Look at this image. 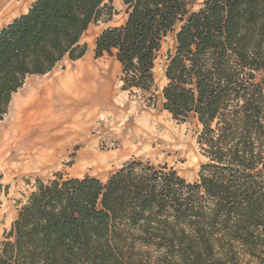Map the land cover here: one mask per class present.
<instances>
[{
	"label": "trees",
	"instance_id": "1",
	"mask_svg": "<svg viewBox=\"0 0 264 264\" xmlns=\"http://www.w3.org/2000/svg\"><path fill=\"white\" fill-rule=\"evenodd\" d=\"M120 1L126 20L101 32L95 58L119 63L123 91L150 95L174 35L162 107L199 126L198 180L141 160L105 182L38 179L0 264H264V0ZM114 15L113 0H35L3 27L0 123L29 77L84 58V34Z\"/></svg>",
	"mask_w": 264,
	"mask_h": 264
},
{
	"label": "rangeland",
	"instance_id": "2",
	"mask_svg": "<svg viewBox=\"0 0 264 264\" xmlns=\"http://www.w3.org/2000/svg\"><path fill=\"white\" fill-rule=\"evenodd\" d=\"M33 1L0 0V30ZM202 2L197 0L198 5ZM113 6L112 20L94 23L84 34L86 58H66L51 73L29 77L0 123V175L7 186L0 194V244L36 180H50L57 172L105 182L126 163L141 160L168 165L189 183L198 180L206 161L198 145L199 126L195 120L175 121L162 107L174 35L166 39L156 61L151 94L123 91L119 63L94 55L101 32L126 20L122 2L113 0ZM80 62L87 70L71 85L67 76ZM42 152L46 156L40 159Z\"/></svg>",
	"mask_w": 264,
	"mask_h": 264
},
{
	"label": "bare ground",
	"instance_id": "3",
	"mask_svg": "<svg viewBox=\"0 0 264 264\" xmlns=\"http://www.w3.org/2000/svg\"><path fill=\"white\" fill-rule=\"evenodd\" d=\"M86 58V57H85ZM87 65H86V63H84V62H80L78 65H77V69L76 70H74L71 74H69L67 77H68V81L67 82H69L71 85H73L74 84V80L75 79H77L79 76H80V74H82V73H84V72H86V70H87ZM89 69H91V68H89ZM93 69H91V71H92ZM26 111H27V109H26ZM25 110L22 112V113H27ZM39 154V156H40V159H42V158H44L45 156H46V153H38ZM37 161H39V160H37Z\"/></svg>",
	"mask_w": 264,
	"mask_h": 264
},
{
	"label": "crops",
	"instance_id": "4",
	"mask_svg": "<svg viewBox=\"0 0 264 264\" xmlns=\"http://www.w3.org/2000/svg\"><path fill=\"white\" fill-rule=\"evenodd\" d=\"M35 1V0H34ZM33 1V2H34ZM29 7H30V5L25 9V10H23L20 14H18L17 16H15V18H17L18 16H20V15H22V14H25L27 11H28V9H29ZM15 18H13V20L15 19ZM13 20H11L10 22H12ZM9 22V23H10ZM8 25V24H7Z\"/></svg>",
	"mask_w": 264,
	"mask_h": 264
}]
</instances>
